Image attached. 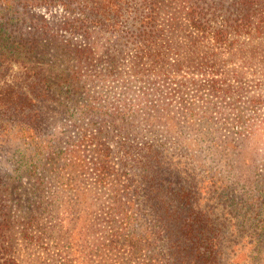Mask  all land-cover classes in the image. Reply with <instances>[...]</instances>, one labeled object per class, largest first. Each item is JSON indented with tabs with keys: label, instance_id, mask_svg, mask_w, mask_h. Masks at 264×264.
<instances>
[{
	"label": "trees",
	"instance_id": "obj_1",
	"mask_svg": "<svg viewBox=\"0 0 264 264\" xmlns=\"http://www.w3.org/2000/svg\"><path fill=\"white\" fill-rule=\"evenodd\" d=\"M18 3L62 4L74 15L65 29L84 45H56L54 60L39 66L47 56L39 39L14 34L27 22L24 12L12 15ZM66 53L69 63L60 66ZM65 85L71 102L65 117L78 138L42 136L38 103L54 102ZM181 122L203 123L210 131L204 140L219 156L244 157L250 147L259 158L264 0H0V128L29 140L17 147L14 172L25 170L35 181L24 216L12 208L9 187L0 180V264L23 262L16 227L29 244H57L68 235L75 244L67 255L98 264H218L227 247L256 264L264 242L245 251L232 239L222 243L229 228L193 209L184 177L195 174L183 158L200 157L171 152L153 129L162 124L170 132ZM42 157L49 175H38ZM80 175L94 177L92 189L75 185ZM260 198L243 207L248 220L261 209L264 214ZM257 219L264 232V217Z\"/></svg>",
	"mask_w": 264,
	"mask_h": 264
},
{
	"label": "rangeland",
	"instance_id": "obj_2",
	"mask_svg": "<svg viewBox=\"0 0 264 264\" xmlns=\"http://www.w3.org/2000/svg\"><path fill=\"white\" fill-rule=\"evenodd\" d=\"M23 4L18 3L14 7L12 15L20 16L21 12H24L25 16H22L27 18V22L18 25L14 30V34H21L24 38L32 34L33 37L39 39L40 51L44 52L45 50L47 52V56H45V52L41 55L46 63L40 62L38 63L39 66H47L48 63L54 60L56 45L64 46L67 43L69 44V42L76 45H84V41L80 36L65 29L66 21H72L74 15L65 10L62 4L49 5L48 3H42V5L29 4L28 6L24 4L25 7L22 6ZM17 10L21 12H17ZM33 20L36 23H33ZM19 23L22 22L20 21ZM97 56L104 59L106 54L104 51H100ZM66 63H69L67 53L65 57L59 60V65L63 66ZM11 78V75H7V79L10 80ZM68 89V85H65L58 87L56 92L54 90L56 99L54 102L48 100L39 101L38 108L43 113L44 119L42 136L56 132V134L62 135L65 139H67L68 135L78 138L77 129L72 126L74 122L65 117L67 108L71 106V102L65 97ZM74 98L78 99L79 103H82V100L85 99L83 96ZM244 109L246 110L245 107ZM74 110L76 111L75 108ZM75 113V117H78V112L76 111ZM165 128L162 124H157L153 127L158 133L157 138L166 142L171 152L177 151L186 155L194 154L200 157L195 158L194 162H191L192 160L186 157L183 158L185 167H187L189 172L194 171L195 174L184 177V180L189 183L188 185L191 189L193 209L206 213L210 217L212 224L229 228V231L221 236L220 241L227 243L232 239L241 247L240 251L248 250L249 245L255 241L264 242V232L261 230L257 219V217H260V219L264 217V214L259 215L262 209L249 220L245 218V215H242L243 211H245L243 207L246 203L262 199L260 197L264 195V192H260V187L264 183V145L260 143L258 159L250 147L247 148L244 157L233 156L236 159H226L219 156L218 151L214 147L209 146L210 142L208 140H204L208 137L207 135H209L208 132L210 131L206 129L203 123L189 127L181 122L178 128H174V131L171 130L170 132L166 131ZM230 132L232 131L226 130L224 133L228 134ZM258 140L260 141L261 138ZM26 141L29 140L24 139L16 131L13 133L0 128V180L1 183L6 182L9 187L12 208L14 207L24 216L29 212L28 201L34 198L33 185L35 181L34 177L25 170L17 175L14 172V167L17 165L15 162L17 160V147H24ZM112 144L113 146L115 145L113 142ZM188 144L191 145L188 146ZM62 145H67L65 140ZM41 159L42 164L38 169V175H49V173L43 171L46 159L45 157ZM208 171L211 172L208 173ZM93 178L91 175H80L75 178L74 183L81 191H85L93 188ZM94 191L100 193L99 190ZM255 207L259 208L258 206ZM64 217L68 219L69 215L66 213ZM67 219L64 220L65 223H68ZM232 231L236 233L233 236H228ZM19 232L20 228L16 227L14 231L16 241L24 253L22 264H98L97 259L92 257H83L80 254L72 255L71 253L67 255L68 245L75 244L68 235L57 244L53 241H49V243L45 241L42 244H29L20 238ZM74 247L71 248L72 251H74ZM231 250V248L227 247L219 255L218 264H245L248 262L252 264L246 254L237 257L233 252H230ZM129 264L134 263L131 262ZM256 264H264V254L262 258L257 259Z\"/></svg>",
	"mask_w": 264,
	"mask_h": 264
}]
</instances>
